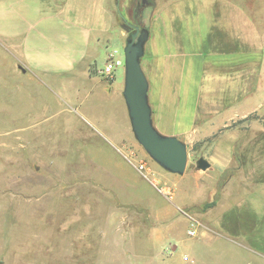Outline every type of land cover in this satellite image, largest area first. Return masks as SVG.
<instances>
[{
	"label": "rangeland",
	"instance_id": "1",
	"mask_svg": "<svg viewBox=\"0 0 264 264\" xmlns=\"http://www.w3.org/2000/svg\"><path fill=\"white\" fill-rule=\"evenodd\" d=\"M149 1L142 68L152 110L160 97L169 130L179 132L174 115L186 121L193 113L192 65H203L186 175L163 170L134 138L124 68L114 74L116 93L98 97L108 93L101 82L112 80L99 73L112 54L105 46L89 71L91 95L79 74L52 82L23 72L0 46V264H264V244L241 238L257 224L264 232V221L242 205L246 181L264 186V0H218L212 35H204L206 20L162 18L183 3ZM136 2L114 0L107 47L121 59L128 38L122 16L133 21ZM185 7L192 16V4ZM124 146L135 164L149 166V180L120 153ZM200 158L211 162L209 171L197 170ZM154 179L175 190L172 202Z\"/></svg>",
	"mask_w": 264,
	"mask_h": 264
},
{
	"label": "crops",
	"instance_id": "2",
	"mask_svg": "<svg viewBox=\"0 0 264 264\" xmlns=\"http://www.w3.org/2000/svg\"><path fill=\"white\" fill-rule=\"evenodd\" d=\"M170 2L176 3V5L177 2L183 3L184 8L181 5L172 6L173 8L168 10L169 14L162 18H195L197 21L199 20L198 25L200 20H206L200 23L206 28L204 35H212L216 31L217 19L220 17L217 14L218 0H171ZM190 3L193 7L192 16L188 8L185 7ZM113 5L114 0H87L85 2L79 0H0V46L9 54H13L18 66H23L25 70L37 76L49 77L52 82L56 78L79 74L84 79L88 93L91 95L92 89H94L92 87L94 77L89 71L96 62L99 50L105 46L107 54L114 51L119 52V49L107 47L110 43L109 35L112 34L115 24ZM173 11H176L175 15L170 14ZM172 27L163 26L161 30H164L165 34L173 33ZM199 34L203 33L199 32ZM201 65H192L196 77H198L195 81L196 96L193 113L188 116L186 121L177 119L176 115L172 118L176 123L178 122L176 130L179 132L169 130L167 122L170 119L165 116L167 109L162 106L160 97L153 111L155 125L171 136L184 137L183 141L187 146H193L197 140L191 131H198L196 124L199 101L202 96L201 73L203 65ZM92 72L95 74L98 71L93 69ZM114 84L115 78L101 82L100 86H103L109 95L106 92L97 91L98 97L110 99L111 95L116 93L113 91ZM105 125L108 127L111 122H107ZM240 162L243 166L244 162L242 160ZM165 177L174 182L168 176ZM244 177L243 179L246 181ZM231 179L232 176H229L228 180ZM261 181L256 179L252 183L261 185ZM246 185L248 187L242 193V197L244 196L242 205L257 213V216H254L256 221H264V216H259L264 209V186L257 185L258 187L254 188L248 181H246ZM255 227L256 231H242L241 238L254 245H263L264 232L259 234V225L257 224Z\"/></svg>",
	"mask_w": 264,
	"mask_h": 264
},
{
	"label": "water",
	"instance_id": "3",
	"mask_svg": "<svg viewBox=\"0 0 264 264\" xmlns=\"http://www.w3.org/2000/svg\"><path fill=\"white\" fill-rule=\"evenodd\" d=\"M128 38L124 47L125 80L123 98L131 130L136 141L148 156L163 170L183 176L187 170L188 146L177 137L161 134L154 126L153 110L149 101V82L142 68V59L150 39L148 22L144 21L131 33L128 20L122 16ZM23 72L25 69L22 68ZM199 171H209L212 164L205 158L196 162Z\"/></svg>",
	"mask_w": 264,
	"mask_h": 264
},
{
	"label": "built area",
	"instance_id": "4",
	"mask_svg": "<svg viewBox=\"0 0 264 264\" xmlns=\"http://www.w3.org/2000/svg\"><path fill=\"white\" fill-rule=\"evenodd\" d=\"M118 56V52L114 51L112 54H109L106 60V63L102 70L99 71V73L102 76H105L107 78H114L115 72L120 69L124 68L125 61L124 59H121V57ZM124 151H120L122 155L125 157V159L133 166L136 167L138 173H140L144 178L149 180L148 175L151 173V170L149 166L144 162H138L137 164L134 163V160L136 158V154L134 150L131 147L124 146ZM152 185L155 187V189L168 201H173L175 198V190L168 184L162 183L156 179L151 181ZM191 235H194L193 232H190Z\"/></svg>",
	"mask_w": 264,
	"mask_h": 264
},
{
	"label": "flooded vegetation",
	"instance_id": "5",
	"mask_svg": "<svg viewBox=\"0 0 264 264\" xmlns=\"http://www.w3.org/2000/svg\"><path fill=\"white\" fill-rule=\"evenodd\" d=\"M153 4L149 0H137V2L134 5L133 13H134V19L133 21H128L129 26L131 27V33L135 32V27L133 26H139L142 22L145 20V14L147 13V10L149 8L152 9Z\"/></svg>",
	"mask_w": 264,
	"mask_h": 264
},
{
	"label": "trees",
	"instance_id": "6",
	"mask_svg": "<svg viewBox=\"0 0 264 264\" xmlns=\"http://www.w3.org/2000/svg\"><path fill=\"white\" fill-rule=\"evenodd\" d=\"M215 205H216V201H213V202L207 204L206 208H212V207H214Z\"/></svg>",
	"mask_w": 264,
	"mask_h": 264
}]
</instances>
